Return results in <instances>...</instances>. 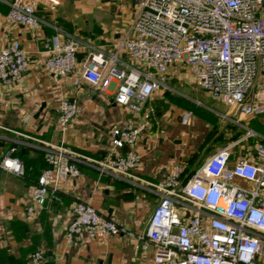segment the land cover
I'll return each instance as SVG.
<instances>
[{"label": "built area", "instance_id": "2783aa9c", "mask_svg": "<svg viewBox=\"0 0 264 264\" xmlns=\"http://www.w3.org/2000/svg\"><path fill=\"white\" fill-rule=\"evenodd\" d=\"M42 1L50 10L60 4V0ZM136 2L129 29L113 53L38 16V0H13L6 19L24 26L53 27L56 34L46 38L49 55L45 66L54 78L72 74L77 52L84 49L74 85L80 79L102 89L117 84L114 102L131 111L142 110L156 92L188 97L168 83V72L176 65L184 67L213 99L225 104L228 110L215 114L242 133L211 153L184 182L178 162L164 181L151 184L160 198L144 233L138 236V247L151 246L156 264H264V135L248 122L264 114V0ZM60 33L65 34L64 40ZM28 66L26 51L18 40H12L0 49V84L20 80ZM258 74L263 79L250 94ZM80 112L77 100L61 99L55 108L56 121L65 128ZM190 115L186 112L183 121ZM147 123L123 122L109 129L111 146L127 150L107 160V167L124 174L136 167L139 155L131 146ZM14 150L11 147L0 156V168L23 176L21 161L11 156ZM44 158L48 166L32 185L33 205L26 210L29 216L61 181L81 174L75 160L91 159L50 143ZM71 213L66 229L70 242L123 231L83 200L73 204ZM23 264H45L44 251H32Z\"/></svg>", "mask_w": 264, "mask_h": 264}, {"label": "crops", "instance_id": "0c3cea01", "mask_svg": "<svg viewBox=\"0 0 264 264\" xmlns=\"http://www.w3.org/2000/svg\"><path fill=\"white\" fill-rule=\"evenodd\" d=\"M12 1L0 0V49L18 40L29 66L20 80L0 84V156L7 154L16 141L20 147H15L11 156L18 158L23 168V176L0 168V264H23L37 249L44 251L45 264H156L151 246L145 250L138 247V236L144 233L160 198V192L151 184L164 181L178 162L183 168L180 181L184 182L210 155L205 153L206 137L226 124L220 119L219 124H213L206 118H193L194 101L170 91L156 92L142 110L135 112L114 102L117 84L102 89L80 79L74 85L86 54L82 48L77 52L73 73L54 78L45 61L49 55L46 38L56 31L46 24L30 27L6 19ZM36 8L37 15L51 25L113 53L129 29L137 2L60 0L50 10L38 0ZM59 37L64 40L65 34L60 33ZM122 56L125 58V52ZM261 79L263 76L258 74L250 94ZM190 80L182 66H173L168 72V83L178 90L176 86ZM64 98L77 100L81 112L61 128L55 108ZM42 104L45 105L40 110ZM186 112L191 115L183 121ZM207 115L203 111L202 116ZM146 121L131 146L139 155L136 167L126 174L107 167V160L127 150L111 146L109 129L123 122ZM248 122L264 135V114ZM49 143L62 144L92 160L74 158L81 174L61 181L29 216L26 210L33 205L32 185L48 166L44 156ZM79 200L90 203L123 231L68 241L66 229L71 209Z\"/></svg>", "mask_w": 264, "mask_h": 264}, {"label": "rangeland", "instance_id": "374dc122", "mask_svg": "<svg viewBox=\"0 0 264 264\" xmlns=\"http://www.w3.org/2000/svg\"><path fill=\"white\" fill-rule=\"evenodd\" d=\"M179 88L180 91H182L184 94H186L188 97V100L194 101V100H200L202 104L197 105L195 101L191 104L193 106V111L195 112V117H200L203 120H208L209 122L213 124H219L220 120L216 116L215 111L219 112H225L227 111L228 107L213 99L207 91L201 89L199 85L191 78V80L185 84L176 86ZM214 110V111H213ZM203 111L210 115L208 116H202ZM233 115V114H232ZM242 132V131H241ZM221 134V137L219 139H215V136H218ZM241 134V133H240ZM235 139L234 133L225 125H220V128L216 129L214 134L211 136V138L208 140V143H206V149L207 151L206 155H209L213 153L218 147L228 143L229 141ZM252 141V140H251ZM235 152L239 151V146L234 148Z\"/></svg>", "mask_w": 264, "mask_h": 264}, {"label": "trees", "instance_id": "16d2710c", "mask_svg": "<svg viewBox=\"0 0 264 264\" xmlns=\"http://www.w3.org/2000/svg\"><path fill=\"white\" fill-rule=\"evenodd\" d=\"M165 93H166V91H165ZM217 126V125H216ZM226 127H228L233 133H234V137L235 138H237L239 135H240V133H242L241 132V130H239V129H237L236 127H234V126H231L230 124H226L225 125ZM214 132L215 131H213L211 134H210V137H206V140H209L210 138H211V136L214 134ZM221 137V134H219L218 136H215V138H214V140L215 139H219ZM205 140V141H206ZM250 142H252L251 140H250ZM207 151H209L208 149H206L205 150V153H207ZM183 175V172L181 173V176Z\"/></svg>", "mask_w": 264, "mask_h": 264}, {"label": "water", "instance_id": "95a60500", "mask_svg": "<svg viewBox=\"0 0 264 264\" xmlns=\"http://www.w3.org/2000/svg\"><path fill=\"white\" fill-rule=\"evenodd\" d=\"M44 105L45 104H42V106H41V108H40V110L44 107ZM38 114H36V116H37ZM13 146L14 147H20V144H18L16 141L13 143Z\"/></svg>", "mask_w": 264, "mask_h": 264}]
</instances>
